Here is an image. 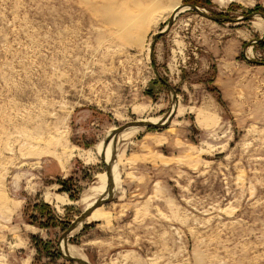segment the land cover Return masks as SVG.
Masks as SVG:
<instances>
[{
	"label": "rangeland",
	"instance_id": "obj_1",
	"mask_svg": "<svg viewBox=\"0 0 264 264\" xmlns=\"http://www.w3.org/2000/svg\"><path fill=\"white\" fill-rule=\"evenodd\" d=\"M189 1L232 20L187 10L155 40L185 0H0V264H77L59 241L100 198L99 146L173 110L160 79L176 118L117 139L109 218L69 248L91 264H264V19H244L264 0Z\"/></svg>",
	"mask_w": 264,
	"mask_h": 264
},
{
	"label": "water",
	"instance_id": "obj_2",
	"mask_svg": "<svg viewBox=\"0 0 264 264\" xmlns=\"http://www.w3.org/2000/svg\"><path fill=\"white\" fill-rule=\"evenodd\" d=\"M184 8H189V10H193L196 13H198L200 16L208 18L210 20L213 21H220V20H232L230 18H224V17H215V16H209L208 14H206L201 8L194 6V5H190V4H184L182 5V7H180L176 13H174L170 19V22L168 24V26L161 31L160 33L155 35V40L159 39L162 35L168 33L173 25V21L176 19V17L178 16V14H180L182 12V10ZM259 14L263 19H264V14L262 13H254V14H250L247 15L244 19L246 20H250V18H252L253 16ZM151 60L153 61V55L151 53ZM252 63H254L252 61ZM169 89H171L172 93H173V98L174 101L177 100V94L175 92V90L172 88V86L170 84H168L167 82L161 80ZM177 115V112H173L170 111L166 117H164V119L160 122L157 123H153L151 121H146V120H135L132 122H128L125 125L115 129V131H113L112 133H110V136L107 138V140L105 141V146L107 149V146H109V144L112 142V146L115 148V145L117 143V139L119 138L120 134L123 133L126 130L129 129H164L167 128L168 126L171 125V123L173 122L175 116ZM115 154V153H114ZM106 159V153H104L103 155V160L105 161ZM115 158L112 157V159L110 160V162H106V168H107V175L111 177V174H113V167H114V160ZM110 180V178H109ZM114 186L115 184H113V186H110V182H108L107 185V190L109 189V193L108 196L106 197H102L100 199H98L95 203V205H93L91 208H87L84 212H82V214L71 224L70 228L63 234V236L60 238L59 241V252L61 253L62 257L69 262H74L77 264H91L90 262L84 260V259H78L75 258L73 256H71V254L69 253V250H64L62 249V243L64 242L66 245H68V241L70 238V235L72 234V232H74L77 227L79 225H84L87 223L88 219L90 218V216L92 215L93 211L101 206H104L106 204H109L110 201L113 198V192H114Z\"/></svg>",
	"mask_w": 264,
	"mask_h": 264
},
{
	"label": "bare ground",
	"instance_id": "obj_3",
	"mask_svg": "<svg viewBox=\"0 0 264 264\" xmlns=\"http://www.w3.org/2000/svg\"><path fill=\"white\" fill-rule=\"evenodd\" d=\"M138 5H139V9H137V13L135 14H133L132 15V18L134 19V18H136V17H138V16H143V15H145L146 13H148V12H146V11H148L147 9H140V7H142V6H140L141 4H139L138 3ZM180 7H182V6H177L176 8H175V10H174V12H173V14L174 13H176L177 12V10L180 8ZM143 8H145V6H143ZM187 10H189V8H184L183 10H182V12L181 13H183V12H185V11H187ZM205 13H206V11L205 10H203ZM146 12V13H145ZM180 13V14H181ZM172 14V15H173ZM198 14V13H197ZM207 14V13H206ZM179 15V14H178ZM172 17V16H171ZM178 17V16H177ZM176 17V18H177ZM258 21V20H257ZM218 22V21H217ZM261 22V21H260ZM144 23V21L143 22H141V24H143ZM256 25H257V22H256ZM255 25V26H256ZM262 25V24H261ZM260 25H258L257 26V28L259 27ZM261 27V26H260ZM263 27V26H262ZM260 29V28H259ZM258 30V29H257ZM262 30V28L260 29V31ZM251 52H252V50H251ZM252 54V53H251ZM177 98H178V96H177ZM174 113L175 112H177V114H178V111H179V101L178 100H176V101H174V107H173V110H172ZM177 116V115H176ZM176 116H175V118H176ZM174 118V119H175ZM163 119H159V120H146V121H151V122H153V123H157V122H160V121H162ZM139 121H142V120H139ZM142 129H136V128H133V129H129V130H126V131H124L123 133H121L120 134V136H119V138L120 139H122V140H127V139H129V138H131L132 136H134V134H136L137 132H139V131H141ZM148 130V129H147ZM158 130V129H157ZM113 131H115V129L113 130ZM117 145V144H116ZM117 148V147H116ZM98 151H99V153H100V155L103 157V155H104V153H106V159H105V161L108 163V162H110V160L112 159V157L113 158H115V148L112 146V142L109 144V146H107V149H106V146H105V142H102L101 143V145L99 146V149H98ZM116 162V161H115ZM108 178V179H107ZM109 178H110V180H109ZM100 180H101V185L98 187V189L97 190H95L96 192H94V197L95 196H98V198L100 197V198H102V197H106V196H108V193H109V189L108 190H106V187H107V182H110V186L112 187L113 186V184H116V182H117V180H118V171H117V166H116V163H114V167H113V174H111V177L110 176H108L107 174H103V175H101L100 176ZM99 198V199H100ZM98 199L96 198L91 204H89L88 206H87V208H91L93 205H95V203H96V201H97ZM105 206V205H104ZM104 206H101V207H99V208H97V209H95L94 211H93V213H92V215L90 216V218L88 219V221L87 222H89V220H94V221H97V220H99V219H101V218H104V216L105 217H107V218H109V214L108 213H106V212H104L103 210H102V208L104 207ZM83 227V225H79L78 227H77V229L75 230V231H78L79 229H81ZM62 249H63V251L64 250H69V253L71 254V256H73V257H75V258H78V259H83V258H80V257H78L75 253H73V251L71 250V248H69V244L68 245H66L64 242L62 243Z\"/></svg>",
	"mask_w": 264,
	"mask_h": 264
},
{
	"label": "trees",
	"instance_id": "obj_4",
	"mask_svg": "<svg viewBox=\"0 0 264 264\" xmlns=\"http://www.w3.org/2000/svg\"><path fill=\"white\" fill-rule=\"evenodd\" d=\"M185 4H190V5H194V6L197 5V4H195L194 2H193V3L190 2L189 0H185ZM253 13H262V12H253ZM253 13H251V14H253ZM262 14H264V13H262ZM260 64H264V63H260ZM160 82H162L161 79H160ZM162 83H163V82H162ZM148 130H157V129H153V128H151V129H148ZM58 253H59L60 256H62L61 253L59 252V249H58ZM72 263H73V262H72Z\"/></svg>",
	"mask_w": 264,
	"mask_h": 264
}]
</instances>
